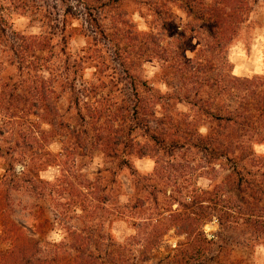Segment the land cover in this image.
I'll list each match as a JSON object with an SVG mask.
<instances>
[{
	"label": "trees",
	"instance_id": "obj_1",
	"mask_svg": "<svg viewBox=\"0 0 264 264\" xmlns=\"http://www.w3.org/2000/svg\"><path fill=\"white\" fill-rule=\"evenodd\" d=\"M10 1L16 3L21 13L26 12L28 6L24 0ZM60 1L67 4L64 10L66 17L70 12L71 0ZM73 1L81 3L82 0ZM2 22L3 17L0 15V33L4 31ZM10 41L9 50L13 54V61L7 64L14 66L16 80L6 98L16 101L30 99L32 107L41 110L34 112L33 116L48 128L32 131L23 127L8 132L12 142H6V146L0 145V157L10 156L9 160H12L14 155H19L37 161H34L27 175L16 174L11 168L5 169L0 180V205L9 207L11 191L21 190L31 195L35 188H39L42 191L40 194L57 210L61 206L57 199H64L67 193L73 192L74 197L80 199V207L86 201L83 192L75 188L65 174H59L52 182L38 177L39 169H35V166L41 170L53 163L49 158L40 161L39 157L44 151V145L39 142L40 137L44 141L49 137L59 138L61 157L72 156L74 161L96 151L101 154L105 164L128 169L132 176H136L135 184L142 191L159 187L157 183H151L150 177L138 175L129 158H143L148 156V151L154 155L179 152L193 156L194 153H200L206 163L223 160L227 173L222 179L223 185L214 178L210 180V189L195 188L191 193L184 194V199L190 203H178L185 205L183 212L171 211L166 216L162 212L159 219L142 218L135 225V234L119 243L109 238L105 226L112 220L127 221L132 218L131 207L127 204L118 207L119 203L111 195L115 184L113 172L102 168L93 180L80 183L83 189L97 188L95 239L67 234L62 240L52 242L36 237V231L53 226V222L46 218L29 224L16 222L9 218L6 209L0 218V241L8 244L9 249L4 254L0 253V264H244L229 254L230 234L239 232L247 242L264 246V156L253 150L254 145L264 144V79L249 81L226 75L200 83L195 76L192 60L180 55L181 61L175 59V65L169 64V68L174 69L179 77L185 76V80H189L187 85L191 86H183L182 95H156L144 83L142 85L147 92L138 95L135 79L127 76L135 64L127 62L123 70L126 75L124 80L128 79L126 88L134 93L127 96L126 100H121L120 104L114 103L115 109L107 114L104 128L99 126L104 123H101L103 113L97 109V101L86 110L85 115L77 110V115L88 129L81 130V124H78V129L72 130L70 134L60 114L65 94L76 90L80 92L79 96L84 97L82 93L97 92L96 86L77 88V77L82 76L80 60L66 52L64 44L59 49L49 44L45 36L25 37L16 34ZM44 51L49 53L48 59L42 57ZM192 67V75L186 77L188 72L184 70ZM44 73L48 75L46 78ZM234 83L238 85L235 87ZM202 87H206V91L201 90ZM3 100H6L5 95L1 97L0 94V113L16 117L14 112L9 113L5 107L8 101ZM170 101L191 106V114L171 113L167 108L158 120L162 127L159 130L150 128L148 119L159 113L156 108L164 109V106L173 105ZM74 104L79 106L78 98ZM120 112L123 114L119 116ZM203 119L210 123L204 134L199 130ZM111 120H118V127L113 131L108 128ZM137 130L141 131L140 140L138 136L121 139V133L130 135ZM3 133L0 132V135ZM110 134L114 135L110 137ZM44 154L48 157L47 153ZM200 171L203 172L198 176L207 174L208 170ZM138 208L140 215L147 211L144 202H140ZM188 215L194 218L189 219ZM212 219L217 220V229L207 233L203 226ZM59 225L67 231H75L65 228L62 222ZM170 230H173L172 236L183 235V239L178 240L174 247L165 239ZM14 235L16 239H13ZM13 252L18 256L14 257Z\"/></svg>",
	"mask_w": 264,
	"mask_h": 264
},
{
	"label": "rangeland",
	"instance_id": "obj_2",
	"mask_svg": "<svg viewBox=\"0 0 264 264\" xmlns=\"http://www.w3.org/2000/svg\"><path fill=\"white\" fill-rule=\"evenodd\" d=\"M24 1L28 7L25 13H21L15 2L0 0V15L3 17L1 27L4 30L0 33V94L1 97L5 95L8 101L5 107L9 113L16 114V117H11L0 113V132H4L0 135V145L3 146H6V142H12L9 131H18L23 127L32 131L48 128L33 116L34 112L41 110L32 107L30 99L16 101L6 98L16 80L14 66L7 64L10 60L13 61L9 44L10 38L16 34L25 37L45 36L49 44L56 45L57 49L64 44L66 52L81 62L82 76L77 77V88L97 87L94 94H83L81 91L83 97L74 90L65 94L62 99L60 114L70 134L72 130L78 129V124H81V130L88 129L77 115V110L85 115L86 110L97 101V109L103 113L101 123H104L99 126L104 128L107 114L115 109L114 103L120 104L121 100H126L127 96L134 93L126 88L128 79L124 80L126 75L123 70L127 62L135 64L127 76L135 79L138 95L147 92L142 83L156 95H182L183 86H191L187 85L189 80H185V76L179 77L174 69L169 68L171 64L175 65V59L181 61L180 55L192 60L195 76L200 83H206L202 80L224 78L226 75L249 81L264 79V0H82L81 3L71 0L70 12L66 17L64 10L67 4L60 0ZM41 55L44 59L50 56L47 51ZM193 67L184 70L188 72L186 77L192 75ZM47 76L44 73V77ZM233 85L236 87L238 84ZM201 90L206 91V87ZM76 98L79 101L78 107L74 104ZM6 100L3 102H7ZM170 103L173 105L164 106V109L156 108L159 113L156 112L154 117L148 119L150 128L159 130L162 127L158 120L167 108L171 113L177 111L191 114V106L175 104L174 101ZM120 114L123 112L118 113L119 116ZM116 121H109V131L118 127ZM201 122L203 124L199 130L204 134L210 123L206 119ZM119 123L121 124L120 121ZM123 127L124 124L121 128ZM140 134L139 130L131 133V136L121 133V139L138 136L140 140ZM112 135L114 134H110V137ZM71 141L73 142V136ZM39 142L44 145L40 161L49 158L53 163L41 170L35 166V169H39L38 177L52 182L59 174H65L75 188L83 192L86 201L80 207V199L70 191L64 199H57L61 204L57 210L40 194L42 191L39 188H35L31 195L21 190L11 191L9 207L0 205V218L6 209L9 218L16 222L29 224L46 218L53 222V226L36 231L35 236L52 242L62 240L67 234L93 239L97 237V188L83 189L80 183L93 180L102 168L106 167L113 172L115 184L111 195L119 203L118 207L124 204L131 207L132 218L127 221L112 220L105 226L109 238L119 243L135 234V225L142 218L159 219L162 212L164 216L171 211L179 213L185 205L178 203H190L184 199V194L191 193L195 188L210 189V180L214 178L223 185L222 179L227 173L223 160L206 163L200 153H194L193 156H185L179 152L154 155L152 151H148V156L143 158H129L138 175L150 177L151 183H157L156 186L159 187H149L142 191L135 184L136 176H132L128 169L105 164L101 154L96 151L74 161L72 156L61 157L59 138L49 137L44 141L40 137ZM253 150L264 156V144L254 145ZM9 159L10 156L0 157V180L5 169L10 168L16 174L27 175L34 161H37L19 155ZM200 170L208 171L207 174L198 176L203 172ZM140 202H144V207L147 208L144 215L139 213ZM188 216L189 219L194 218ZM61 222L65 228L74 229L75 234L62 229L59 225ZM216 229V219L203 226L207 233L215 232ZM172 235L173 230H170L165 239L174 247L178 240L183 239V235ZM16 237L14 235L13 239ZM228 240L229 254L237 261L244 264H264V246L247 242L239 232L230 234ZM3 243L5 242L0 241L1 254L9 249L8 244ZM12 255L18 256L15 252Z\"/></svg>",
	"mask_w": 264,
	"mask_h": 264
}]
</instances>
